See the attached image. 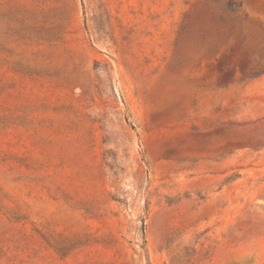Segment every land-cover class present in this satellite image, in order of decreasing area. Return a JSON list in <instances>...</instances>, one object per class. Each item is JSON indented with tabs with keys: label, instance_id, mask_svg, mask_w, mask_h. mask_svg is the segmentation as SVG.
Instances as JSON below:
<instances>
[{
	"label": "rangeland",
	"instance_id": "obj_1",
	"mask_svg": "<svg viewBox=\"0 0 264 264\" xmlns=\"http://www.w3.org/2000/svg\"><path fill=\"white\" fill-rule=\"evenodd\" d=\"M258 62L264 0H0V264H264Z\"/></svg>",
	"mask_w": 264,
	"mask_h": 264
},
{
	"label": "trees",
	"instance_id": "obj_2",
	"mask_svg": "<svg viewBox=\"0 0 264 264\" xmlns=\"http://www.w3.org/2000/svg\"><path fill=\"white\" fill-rule=\"evenodd\" d=\"M239 5L236 4L235 2H228L227 3V8L230 10H234L238 8ZM241 79H253L256 78L262 74H264V64L261 62H258L256 64L250 65L249 67H242L241 68Z\"/></svg>",
	"mask_w": 264,
	"mask_h": 264
}]
</instances>
